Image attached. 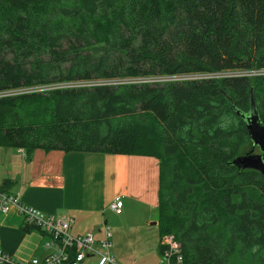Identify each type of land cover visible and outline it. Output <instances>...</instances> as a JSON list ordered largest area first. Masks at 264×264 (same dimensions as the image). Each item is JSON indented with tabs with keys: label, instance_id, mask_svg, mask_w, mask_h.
I'll use <instances>...</instances> for the list:
<instances>
[{
	"label": "trees",
	"instance_id": "1",
	"mask_svg": "<svg viewBox=\"0 0 264 264\" xmlns=\"http://www.w3.org/2000/svg\"><path fill=\"white\" fill-rule=\"evenodd\" d=\"M262 70L264 0H0V93L130 80L0 96V147L154 157L183 264H264V176L230 164L252 143L229 100L252 90L264 123V75L146 81Z\"/></svg>",
	"mask_w": 264,
	"mask_h": 264
},
{
	"label": "crops",
	"instance_id": "2",
	"mask_svg": "<svg viewBox=\"0 0 264 264\" xmlns=\"http://www.w3.org/2000/svg\"><path fill=\"white\" fill-rule=\"evenodd\" d=\"M159 161L154 157L101 153L23 150L0 147V189L44 214L71 218L72 235L112 234L117 264H164L159 247ZM119 198L122 212L107 205ZM12 209L0 215V250L16 261L46 255L47 236L25 232ZM81 264H97L88 256Z\"/></svg>",
	"mask_w": 264,
	"mask_h": 264
},
{
	"label": "built area",
	"instance_id": "3",
	"mask_svg": "<svg viewBox=\"0 0 264 264\" xmlns=\"http://www.w3.org/2000/svg\"><path fill=\"white\" fill-rule=\"evenodd\" d=\"M189 76H193L189 79L214 77L213 75L202 74ZM172 78L165 77L146 81L174 80ZM97 84H105V82H72L63 86L57 84L53 87H75ZM51 88H44V90ZM21 93L30 92L26 91V88H23L0 93V96ZM12 209H15L23 218L24 224L38 228L42 234L47 236L43 244L47 253L42 258L34 257L18 262L13 255L0 250V264H81L88 256H95L97 264H117L116 259L112 255V234L106 225L102 228L100 238H96L90 233L72 235L70 233L71 218L53 217L49 214H44L38 209L24 204L17 195L8 194L0 189V215L8 213ZM107 209L115 214H120L122 212L121 200L117 198L111 201L107 205ZM160 245L163 247L160 255L164 264H183L179 246L173 237L162 236Z\"/></svg>",
	"mask_w": 264,
	"mask_h": 264
},
{
	"label": "water",
	"instance_id": "4",
	"mask_svg": "<svg viewBox=\"0 0 264 264\" xmlns=\"http://www.w3.org/2000/svg\"><path fill=\"white\" fill-rule=\"evenodd\" d=\"M230 100V105L234 113L244 122L248 137L252 143L251 150L248 154H244L234 158L231 165L237 167L240 171L252 169L260 172L264 176V123L260 120L258 114V105L255 101L253 91L249 92V106L247 111H243L236 107L234 102ZM255 147L258 153H254Z\"/></svg>",
	"mask_w": 264,
	"mask_h": 264
},
{
	"label": "rangeland",
	"instance_id": "5",
	"mask_svg": "<svg viewBox=\"0 0 264 264\" xmlns=\"http://www.w3.org/2000/svg\"><path fill=\"white\" fill-rule=\"evenodd\" d=\"M263 74L264 75V70L262 71H251V72H234V73H219V74H215L213 75L215 78L217 79H221L223 77H226V76H231V75H236V76H243V75H246L248 77H252V76H255V75H261ZM193 76H187V75H176L174 76L172 79H174L175 81H182V80H186V79H189ZM149 80H155L154 78H151ZM130 80H118V81H105V83H112V84H120V83H126V82H129ZM67 83H62L60 84V86H63ZM54 85H44V86H34V87H28L26 88V91H29L30 93L31 92H44L46 90H44V88H51L53 87ZM258 152V149L255 147V150H254V153H257Z\"/></svg>",
	"mask_w": 264,
	"mask_h": 264
}]
</instances>
